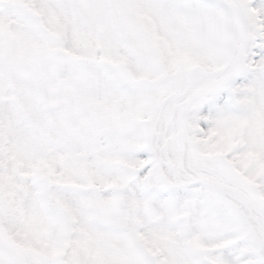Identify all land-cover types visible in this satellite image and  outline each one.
Returning a JSON list of instances; mask_svg holds the SVG:
<instances>
[{
    "label": "snow or ice",
    "instance_id": "6c2138e0",
    "mask_svg": "<svg viewBox=\"0 0 264 264\" xmlns=\"http://www.w3.org/2000/svg\"><path fill=\"white\" fill-rule=\"evenodd\" d=\"M0 264H264V0H0Z\"/></svg>",
    "mask_w": 264,
    "mask_h": 264
}]
</instances>
